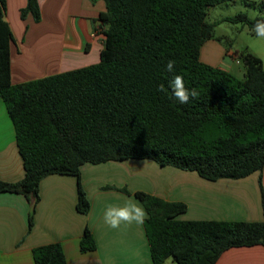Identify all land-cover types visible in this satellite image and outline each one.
<instances>
[{"label":"trees","instance_id":"trees-1","mask_svg":"<svg viewBox=\"0 0 264 264\" xmlns=\"http://www.w3.org/2000/svg\"><path fill=\"white\" fill-rule=\"evenodd\" d=\"M233 0H103L97 20L103 34L99 60L87 66L31 79L10 80L12 34L0 0V97L13 123L24 174L0 180V192L35 196L50 174L76 179V210L89 199L80 182L85 163L149 159L160 166L195 171L207 180L241 178L264 166V68L247 51L238 56L243 76L203 62L200 49L213 38L217 21L209 8ZM263 3L257 4L260 10ZM40 13L26 0L21 16ZM247 26L264 20L237 12L224 18ZM169 60L174 71H167ZM174 75L198 97L181 104L169 88ZM163 85L164 91L159 87ZM262 194V193H261ZM148 213L144 229L153 264L170 257L176 264H215L231 247L264 246L259 221L181 219L185 205L136 191ZM29 216V225L31 224ZM80 250L95 248L84 228ZM35 264H67L58 242L32 250Z\"/></svg>","mask_w":264,"mask_h":264},{"label":"crops","instance_id":"crops-1","mask_svg":"<svg viewBox=\"0 0 264 264\" xmlns=\"http://www.w3.org/2000/svg\"><path fill=\"white\" fill-rule=\"evenodd\" d=\"M25 4L26 0H5L4 18L12 34V83L99 60L103 34L97 28V17L104 9L103 0H45L42 7L38 6L39 20L30 12L21 16ZM206 43L201 46L200 59L229 71L234 51L227 49L222 55L212 43L205 51ZM202 53H206L205 59ZM23 174L14 126L0 97V180L17 182ZM80 182L89 199L86 213L76 210V179L71 175L43 177L36 201L33 195L0 192V264H35L32 250L53 242L60 244L67 264H153L144 224H122L120 229H113L104 220L108 205L123 206L128 199L138 201L136 191L182 202L185 211L178 215L181 219L263 218L264 166L241 178L207 180L195 171L160 166L149 159H124L83 164ZM85 227L94 238L95 248L81 251L79 243ZM169 258L161 264H176ZM215 264H264V246L228 248Z\"/></svg>","mask_w":264,"mask_h":264},{"label":"rangeland","instance_id":"rangeland-1","mask_svg":"<svg viewBox=\"0 0 264 264\" xmlns=\"http://www.w3.org/2000/svg\"><path fill=\"white\" fill-rule=\"evenodd\" d=\"M260 2L263 3L260 10L254 0L224 1L208 10L207 19L217 22L214 26V36L208 41L206 40L207 43L204 45L203 50L208 51V43H212L221 49L222 55L227 49L234 51L235 57L229 71L239 78L243 76L244 66L238 54L243 50L257 55L261 59L264 68V40H258L255 35L250 33L247 26H241L240 23H230L225 21L224 18L237 12H244L249 17H254L258 13L264 15V0H260ZM229 42L230 44H228ZM205 54L202 53V59H205Z\"/></svg>","mask_w":264,"mask_h":264},{"label":"clouds","instance_id":"clouds-1","mask_svg":"<svg viewBox=\"0 0 264 264\" xmlns=\"http://www.w3.org/2000/svg\"><path fill=\"white\" fill-rule=\"evenodd\" d=\"M259 4L260 0H254ZM45 0H37L38 6L42 7ZM253 31L258 40H264V20H257L253 25ZM175 61L169 60L167 63V71L173 72ZM169 88L172 95L181 103L187 104L190 98L198 97L199 93L195 88L188 89L185 87L184 78L181 75H174L169 81ZM160 91H164V86L159 87ZM148 219V213L145 208L138 202H133V199L126 200L123 206L108 205L104 213L105 223L113 229H120L121 225L130 226L133 223L142 225Z\"/></svg>","mask_w":264,"mask_h":264},{"label":"built area","instance_id":"built-area-1","mask_svg":"<svg viewBox=\"0 0 264 264\" xmlns=\"http://www.w3.org/2000/svg\"><path fill=\"white\" fill-rule=\"evenodd\" d=\"M97 28H98L99 31L101 32V26L99 25V23H98V25H97Z\"/></svg>","mask_w":264,"mask_h":264}]
</instances>
